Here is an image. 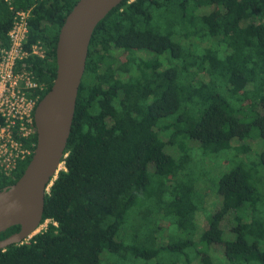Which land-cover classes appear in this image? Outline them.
Masks as SVG:
<instances>
[{
  "label": "trees",
  "instance_id": "1",
  "mask_svg": "<svg viewBox=\"0 0 264 264\" xmlns=\"http://www.w3.org/2000/svg\"><path fill=\"white\" fill-rule=\"evenodd\" d=\"M76 2L44 1L32 8L26 47L40 41L45 54L29 55L25 62L44 82L42 96L55 77L59 29ZM33 3L0 0V41L11 25V7L27 9ZM212 38L222 47L201 46ZM263 90L264 0L121 1L91 36L66 156L44 196L41 223L49 221L27 241L0 249V264H99L103 250L157 256L159 249L117 239L141 199L187 233L167 248L184 254L188 263L195 257L197 264H264L259 171L254 177L241 163L220 176L221 201L200 235L202 247L196 248L194 217L201 207L186 167L192 159L189 139L205 153L228 149L233 138L251 137L253 129L258 135L251 139L264 140ZM242 107L251 111L249 118L235 114ZM163 132H169L167 141ZM30 140L36 135L21 144ZM166 144L178 148L179 156L167 153ZM30 158L11 176L0 171V189L20 177ZM256 164L264 168V151ZM231 211L234 237L224 238L220 223ZM19 228L1 231L0 239ZM215 243L223 246L219 263L210 255Z\"/></svg>",
  "mask_w": 264,
  "mask_h": 264
},
{
  "label": "water",
  "instance_id": "2",
  "mask_svg": "<svg viewBox=\"0 0 264 264\" xmlns=\"http://www.w3.org/2000/svg\"><path fill=\"white\" fill-rule=\"evenodd\" d=\"M123 0H77L58 32L56 73L50 89L34 111L36 144L20 177L0 189V232L12 225L19 230L0 239V249L22 243L40 225L44 196L62 168L71 131L78 89L88 46L100 20ZM32 234V235H31Z\"/></svg>",
  "mask_w": 264,
  "mask_h": 264
},
{
  "label": "rangeland",
  "instance_id": "3",
  "mask_svg": "<svg viewBox=\"0 0 264 264\" xmlns=\"http://www.w3.org/2000/svg\"><path fill=\"white\" fill-rule=\"evenodd\" d=\"M202 45L221 46L217 38L205 41L201 43ZM256 108L258 109V104H256ZM235 114L239 117L247 114L246 118H249L251 111L249 114V109L242 107L241 109H237ZM168 134L169 132H163L161 137L167 141ZM253 135H258L256 129L252 130L251 137L244 139L233 138L231 140V147L218 153H205L197 141L192 139L187 141V144L191 142L192 150L190 149L189 154L192 159L186 167L187 171L195 178L194 186L196 197H198L201 207L195 212L194 217L195 232L192 239L195 242L196 248L202 247V244L198 242L200 235L207 227L209 215L220 204L221 199L216 192V186L220 176L224 172L241 163H244L249 169H252L251 172L253 174L259 171L261 181L256 187L257 192L260 193L259 195L264 197V168L262 169L259 167L261 166L260 164H256L259 161L260 153L264 151V140L260 137L251 139ZM244 145L249 146L248 151H242L241 148ZM164 149L174 157H178L180 154L179 149L170 144H166ZM150 168H153L152 165H150ZM178 177L180 179V176ZM254 177H257V174H254ZM141 200L129 210L125 222L117 234V239L122 240L125 244H133L140 247L143 245L145 247L159 249L158 255L150 259H144L131 252L121 251L119 253H113L103 250L100 254L99 264H197L198 261L195 257L188 263L184 254L172 253L167 248L169 244L187 238V233L183 235L180 231H177L174 224H169L168 220H171L169 216L167 220L163 216V212H156L151 203ZM234 215V211H231L220 223V227L224 231V238L234 237L232 233V227L236 225V221L233 219ZM48 221L41 223L37 233L45 229ZM28 239L26 238L24 241ZM192 247L187 250L190 254L194 253L195 248L194 246ZM222 254V244L215 243L210 245V255L213 257V260L219 263L222 260Z\"/></svg>",
  "mask_w": 264,
  "mask_h": 264
},
{
  "label": "built area",
  "instance_id": "4",
  "mask_svg": "<svg viewBox=\"0 0 264 264\" xmlns=\"http://www.w3.org/2000/svg\"><path fill=\"white\" fill-rule=\"evenodd\" d=\"M44 1L52 0H34L27 9L11 7V25L5 41H0V171L9 176L21 161L32 156L36 144L30 140L23 146L21 139L36 135L34 111L45 84L25 59L45 54L40 41L26 47L32 8Z\"/></svg>",
  "mask_w": 264,
  "mask_h": 264
},
{
  "label": "bare ground",
  "instance_id": "5",
  "mask_svg": "<svg viewBox=\"0 0 264 264\" xmlns=\"http://www.w3.org/2000/svg\"><path fill=\"white\" fill-rule=\"evenodd\" d=\"M38 228H39V227H38ZM38 228H37V229H36V230H35V231H34L32 234H34L35 232L37 233V231H38ZM32 234H31V235H32Z\"/></svg>",
  "mask_w": 264,
  "mask_h": 264
}]
</instances>
